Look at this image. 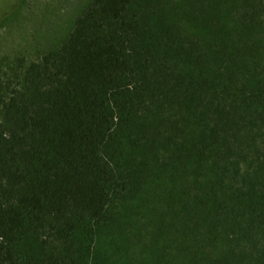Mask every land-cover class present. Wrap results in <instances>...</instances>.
<instances>
[{
	"label": "trees",
	"instance_id": "trees-1",
	"mask_svg": "<svg viewBox=\"0 0 264 264\" xmlns=\"http://www.w3.org/2000/svg\"><path fill=\"white\" fill-rule=\"evenodd\" d=\"M173 1L92 0L0 84V264H128L99 238L159 148L178 177L151 264H264V0L202 8L193 33L157 17Z\"/></svg>",
	"mask_w": 264,
	"mask_h": 264
},
{
	"label": "rangeland",
	"instance_id": "rangeland-1",
	"mask_svg": "<svg viewBox=\"0 0 264 264\" xmlns=\"http://www.w3.org/2000/svg\"><path fill=\"white\" fill-rule=\"evenodd\" d=\"M148 1L137 0L135 5L138 10H151ZM217 2L218 9H223V0L164 2L156 8L157 17H163L164 27L193 33L202 28V8L214 11ZM91 3L92 0H0V84L8 81L18 84L25 67L47 52L59 49L76 19ZM155 20L151 18L150 25L153 26ZM164 30L159 31L161 37ZM169 33L166 29L165 35ZM182 63L187 65L185 60ZM2 121L0 104V123ZM156 158L160 162L155 163ZM131 162L133 169L140 172L141 187L136 197L116 200L111 207L117 232L112 227L106 228L99 238V249L116 253V258L121 256V261L124 258L128 264L134 260L136 264H151L154 258L150 255L152 246L154 255L164 251L161 248L164 247V238L158 235L164 222L158 219L167 212L166 195L176 183L178 172L176 167L167 163L171 162L169 153L161 148L148 150L146 154L138 151L132 155ZM120 228L125 229L123 234H120ZM175 262L182 264L183 261Z\"/></svg>",
	"mask_w": 264,
	"mask_h": 264
}]
</instances>
